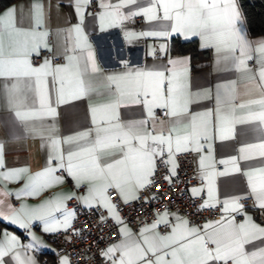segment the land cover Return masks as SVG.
Returning a JSON list of instances; mask_svg holds the SVG:
<instances>
[{
  "label": "snow or ice",
  "instance_id": "snow-or-ice-1",
  "mask_svg": "<svg viewBox=\"0 0 264 264\" xmlns=\"http://www.w3.org/2000/svg\"><path fill=\"white\" fill-rule=\"evenodd\" d=\"M67 3L77 14V23L64 30L65 43L70 37L71 44L64 47L63 65H53L51 59L45 58L42 64L34 66L31 59L41 49L51 50L47 43L50 0L47 7L44 0H33L27 12L20 5L0 14V78L5 81L0 86V96L21 122L54 119L58 106L88 100L92 127L61 139L55 124L46 125L51 147L46 167L14 195L17 199L35 196L62 183L64 177L58 172L72 178L77 188L86 187L87 194L58 196L35 208L25 204L16 208L7 203L5 212L6 198L13 193L0 189V218L29 230L30 237L25 245L5 231L0 239V264H6V257L8 264H37L31 251L47 246L30 231L32 224L40 222L45 233L70 230L76 217V211L67 207V201L72 199H79L89 208L102 205L108 217L101 215V223L111 217L116 224H124L109 190H117L125 204L138 200L139 191L154 184L157 156H166L162 160L168 168L165 179L171 182L178 178L177 156L188 153L198 154L203 181L199 188L191 189V195L206 193L203 206H221V218L201 228L189 226V221L178 215L177 223L170 225L169 213H156L159 219L145 225L138 236L127 227L121 228L123 239L107 247L102 256L108 264H264V245L248 248L255 241H264V226L255 223L242 203L251 198L253 207L264 210V165L246 170L240 167L241 161L264 159V37L258 38L253 49L239 0H96L101 11L94 15L100 21V31L106 27L123 28L125 22L135 23L136 17L155 25L139 32L126 29L124 35L129 44L141 37L166 41L173 35H183L185 39L198 37L202 49L213 48V72L239 74L238 79L217 82L214 90L193 87L187 58H171L153 67H134L120 61L124 71L106 74L85 31V13L93 0ZM106 18H111L107 25ZM159 50L167 56L168 44H160ZM152 55H157L156 47ZM73 68L75 71H71ZM240 78L247 81L243 95L258 98L243 99L238 92ZM96 97H103V102L94 103ZM238 100L241 102L237 103ZM204 101H213L214 106L198 112L191 110ZM132 105L142 106L145 118L122 122L120 109ZM156 109L163 110L168 118L167 130L166 121L157 118ZM149 121L153 131L146 127ZM244 125L254 126L260 134L258 142L245 143L238 148L237 156L217 161L215 141L234 140L237 126ZM29 132L35 133V129L26 128ZM62 144L69 145L66 154ZM217 163L225 166L223 171L216 168ZM4 168L0 143V169ZM26 171H0V181L19 179ZM234 173L246 178L248 191L221 199L217 180ZM98 178L105 182L97 185ZM156 198L155 194L151 197ZM237 214L245 219L237 222ZM161 224L170 226L171 231L160 234L157 229ZM60 264H70L69 258H61Z\"/></svg>",
  "mask_w": 264,
  "mask_h": 264
},
{
  "label": "crops",
  "instance_id": "crops-1",
  "mask_svg": "<svg viewBox=\"0 0 264 264\" xmlns=\"http://www.w3.org/2000/svg\"><path fill=\"white\" fill-rule=\"evenodd\" d=\"M48 2L49 0H44L46 7ZM113 2H115V0H113ZM32 3L33 0H16L7 7L0 10V14H3L7 9L13 6H20V5H23L24 11L27 12V10L29 9ZM93 3L96 4L97 8L95 10H91L89 9V7L87 8L85 13V31L88 32L89 40L92 43L93 47L95 48V55L99 63V66L105 71L106 74L120 73L124 71L123 65L122 63H120V61H127L130 65L134 67H153V66L165 64L167 63V60L171 58H182V59L187 58L190 64V72H191L192 83L194 88L196 87L213 88L214 90L217 82L238 79L239 74L234 71L219 73V74L213 72V67L215 62V54L213 48L206 49L209 50L210 52V57L207 59V62L204 64H198L196 67L194 66L195 62L192 60L190 54H172L170 52V44L173 36H179L183 40L196 39L199 48H201L200 47L201 41L198 37L185 39L183 35H173L172 37L168 38L166 41L163 38L141 37L139 39H136L132 44H129L125 39V35H124L126 29H131L136 32H139L141 30H145L150 27H155V25H149L146 22L145 18L143 17H136L135 21L139 20L140 21L139 24H137L136 22L132 24V22L129 21V22H125L123 28L120 26L106 27V30L100 31V21L98 19V16L94 14L99 13L101 9L98 7L96 0H93ZM50 4H51V8L48 10L50 34L47 37V43L49 44L51 49L49 51H51L54 54V56H60L63 58L62 61L59 63H54L52 61V64L63 65L66 63V59L64 55V47H69L71 44L70 37L67 38L68 40L67 44L65 43L64 30L69 25H75L77 23V14L74 12L73 7L69 6L67 0H64V2H61V0H50ZM57 5L59 6L57 7ZM17 15L19 17L20 15L19 10ZM110 19L111 18H106L105 20L106 25ZM58 32L60 33L59 35ZM246 35L247 38L252 42L253 49H255L257 45L258 38L264 37V35L253 36L249 33L248 29ZM16 39L24 40L26 38L17 37ZM6 42H7V36H6ZM163 43L168 44L167 56L163 51L159 50V45ZM153 47L157 48V55L155 57L152 55ZM43 62L44 60L37 65L34 64L33 65L39 66ZM250 66L255 67L254 62H250ZM71 71H75V69L73 68ZM90 79H95V78L92 77ZM4 82L5 81L2 78H0V86H2ZM246 83L247 81L244 78H240L238 81V92L243 96V99L248 100V99L258 98L255 95L253 96L243 95L246 90L245 89ZM32 99L33 100L35 99L34 95L32 96ZM93 102L94 103L103 102V97H96L94 98ZM239 102L241 101L238 100L237 103ZM213 106H214L213 101H204L198 105H193L191 110L193 112H198L206 108H212ZM243 111L246 112L247 109ZM57 113L58 115L54 119L49 117H44L42 120L30 119L26 122H21L13 115L11 111L7 109L2 96H0V143L3 144V155H4V164H5V168L0 169V171H6L8 169H21V168L27 169L26 172L21 174L19 179H11L8 180L7 182L0 181V189L13 193L12 196L6 198L5 207H4L5 212H7V203H11L16 208H19L21 204H25L29 208H35L41 204H44L47 201L55 199L58 196L75 194V196L79 197L87 194L86 188L83 192H79L78 191L79 188L76 187L75 181L72 178L68 177L67 174L64 172H58L57 175H61L64 177L62 183L54 184L53 186L41 191L39 195H35V196L24 195L20 199H17L14 195L15 192L23 189L25 185L30 182L29 179L30 177L34 176L37 172L43 171L44 168L46 167L47 158L51 152V147L47 140L46 125L55 124L58 135L61 139L69 135H73L78 131H83L92 127L90 121V114H89V102L87 99L73 101L69 104L60 105L57 107ZM145 116H146L145 111L143 107L140 105H132L129 107H122L120 109V119L122 122L138 120L141 118H145ZM156 116L157 118L166 121L165 130H167V128L170 125L167 123L168 118L163 115V110L156 109ZM146 127L148 128L149 131H153L151 127V121H149V124L146 125ZM26 128L35 129V133L33 132L26 133ZM158 130L159 127H157L156 131ZM236 131H237V136L234 140H229L225 142H220L218 140L215 141L214 155L217 161H219L220 159H227L230 156H237L238 155L237 150L239 147H241L245 143H256L260 138V134L254 131L253 125L237 126ZM61 148L66 154L69 145L62 144ZM262 165H264V159L261 158L240 162V167L242 170H246L249 167H260ZM224 167H225L224 165H220L219 163L216 164V168L218 170L223 171ZM228 167H230V165ZM104 182L105 181L101 178H98L95 181L97 185H102ZM217 184H218L219 196L221 199L227 196L246 193L248 191L246 178L241 173H234L226 177H219L217 180ZM200 186H196V188H199ZM191 189H190V193H191ZM205 199H206V193H205ZM80 202L82 203V201ZM209 203L211 204L212 202ZM165 212L169 213L167 219L169 220L170 225L177 223L176 220L177 215L180 216L181 218L187 219L185 216H183L182 214L176 211H163L160 214H164ZM245 212L253 218L255 223L264 226V220H261L257 209L245 208ZM239 216L240 218H236V220L237 222H242L245 219V217L243 215H239ZM158 219L159 217L157 216L155 221H157ZM0 220L11 226V227H4V229L0 234V239L3 238V233L7 231L10 235H15L16 237H18L21 244L26 245L30 242V237L27 234L29 230L21 229L17 225L9 223L3 220L2 218H0ZM209 221L210 220H206L202 222L200 225L192 224L189 222V226H198L202 228L203 225ZM161 226H163V224H161L157 229V231H159L160 234L162 235L167 234L171 231L170 226H168V229L165 231L161 229ZM123 227H127L128 229L131 230V232L134 235L138 236L140 230L143 227H145V225L141 227L137 232H134L128 224L120 225L119 231ZM30 231L35 233V235L40 239L42 245L47 246L39 250L31 251L30 254L35 256V259L37 260V264H60V259L67 256L66 254H61L59 256L56 255L55 243L52 239L54 233H45L42 230V224L40 222H34L31 226ZM121 239H123L122 234L120 238L114 243H118ZM110 245H108L107 247H109ZM259 245H264V241H259V240L255 241L254 244L249 245L248 248L249 250H251L255 246H259ZM5 262L6 264H8L7 257L5 258Z\"/></svg>",
  "mask_w": 264,
  "mask_h": 264
},
{
  "label": "built area",
  "instance_id": "built-area-1",
  "mask_svg": "<svg viewBox=\"0 0 264 264\" xmlns=\"http://www.w3.org/2000/svg\"><path fill=\"white\" fill-rule=\"evenodd\" d=\"M96 8L95 3L89 7L91 10ZM135 22L139 24L140 21ZM45 58L51 59L54 63H59L63 59L60 56H54L46 49L31 57L34 65L39 64ZM163 159H166V156L156 157L157 171L154 184L140 190L138 200H131L125 204L116 190H109L112 202L118 205L119 215L124 224H128L134 232H137L144 225L153 223L157 218L156 213L163 211L179 212L190 223L197 225L206 220L220 219L221 206L205 207L203 206L205 194L194 197L190 193L191 188L200 186L203 182L199 176L198 154L188 153L177 156L178 178H173L171 182L165 179L168 168L163 165ZM85 188L81 187L78 191L83 192ZM153 194L157 197L154 200L151 199ZM242 203L245 208L257 209L261 220H264V210L253 207V199L243 200ZM67 207L76 211V217L70 230H61L53 234L56 255L66 254L70 264H108L102 252L108 245L120 238V225L116 224L111 217L101 223V215L108 217V212L102 206L95 205L89 208L84 206L79 199H72L67 201ZM236 218H240L239 214ZM161 229L165 231L168 227L163 225Z\"/></svg>",
  "mask_w": 264,
  "mask_h": 264
},
{
  "label": "trees",
  "instance_id": "trees-1",
  "mask_svg": "<svg viewBox=\"0 0 264 264\" xmlns=\"http://www.w3.org/2000/svg\"><path fill=\"white\" fill-rule=\"evenodd\" d=\"M16 0H0V10ZM242 12L245 16V24L251 35H264V0H239ZM172 54H190L195 62L204 64L210 57L209 50L199 48L197 40H183L179 36H173L170 44ZM4 227H11L0 220V234Z\"/></svg>",
  "mask_w": 264,
  "mask_h": 264
}]
</instances>
